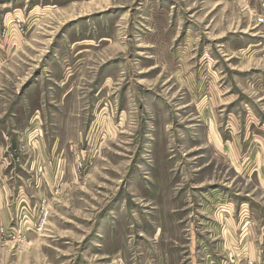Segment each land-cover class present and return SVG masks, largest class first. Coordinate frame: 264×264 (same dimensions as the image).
I'll return each mask as SVG.
<instances>
[{
	"label": "rangeland",
	"instance_id": "374dc122",
	"mask_svg": "<svg viewBox=\"0 0 264 264\" xmlns=\"http://www.w3.org/2000/svg\"><path fill=\"white\" fill-rule=\"evenodd\" d=\"M261 15L264 0H0V264L249 251L264 224Z\"/></svg>",
	"mask_w": 264,
	"mask_h": 264
},
{
	"label": "crops",
	"instance_id": "0c3cea01",
	"mask_svg": "<svg viewBox=\"0 0 264 264\" xmlns=\"http://www.w3.org/2000/svg\"><path fill=\"white\" fill-rule=\"evenodd\" d=\"M3 189L0 188V211L2 220L6 222H9L10 214H12L11 209L7 206V199L8 195L3 193ZM10 219V220H9ZM254 223H256L254 221ZM255 235L253 233V237L250 239L249 242V251H245L244 249H241L240 251H237V254L235 257H232L231 259L234 260V264H243L244 261L247 263V261H253V264H264V224L262 225V228L259 230V232H255ZM247 236V234L243 235L242 239L246 240L251 237ZM247 236V237H246ZM235 252V251H234ZM242 252V253H241ZM233 255V254H232ZM235 258V259H234ZM244 263V264H245Z\"/></svg>",
	"mask_w": 264,
	"mask_h": 264
},
{
	"label": "built area",
	"instance_id": "2783aa9c",
	"mask_svg": "<svg viewBox=\"0 0 264 264\" xmlns=\"http://www.w3.org/2000/svg\"><path fill=\"white\" fill-rule=\"evenodd\" d=\"M258 22L264 24V15H261V16L258 17ZM243 211H244V216H243L244 219H247V220L250 219V217H251L250 214H249L250 211L248 212V210H247V208L245 207V205H243ZM232 261H233V260H232ZM232 261H231V262H228V261H227L225 264H234V262H232ZM246 264H253V261H250V260H249V261H247Z\"/></svg>",
	"mask_w": 264,
	"mask_h": 264
}]
</instances>
